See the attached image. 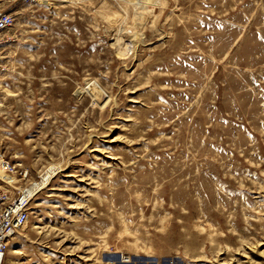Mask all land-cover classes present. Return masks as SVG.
<instances>
[{
    "label": "rangeland",
    "instance_id": "1",
    "mask_svg": "<svg viewBox=\"0 0 264 264\" xmlns=\"http://www.w3.org/2000/svg\"><path fill=\"white\" fill-rule=\"evenodd\" d=\"M1 3L2 264H264V0Z\"/></svg>",
    "mask_w": 264,
    "mask_h": 264
},
{
    "label": "built area",
    "instance_id": "2",
    "mask_svg": "<svg viewBox=\"0 0 264 264\" xmlns=\"http://www.w3.org/2000/svg\"><path fill=\"white\" fill-rule=\"evenodd\" d=\"M38 1V0H25ZM16 17L0 0V44L5 34L14 26ZM13 165L0 154V264L3 263L11 239L26 224L30 215L31 202L36 194V183L21 186L11 191L8 182H3Z\"/></svg>",
    "mask_w": 264,
    "mask_h": 264
},
{
    "label": "bare ground",
    "instance_id": "3",
    "mask_svg": "<svg viewBox=\"0 0 264 264\" xmlns=\"http://www.w3.org/2000/svg\"><path fill=\"white\" fill-rule=\"evenodd\" d=\"M19 13V12H18ZM68 177V176H67ZM50 178V172L47 173V175L43 176V179L41 180L42 183H45ZM39 187V184L36 183V188Z\"/></svg>",
    "mask_w": 264,
    "mask_h": 264
}]
</instances>
